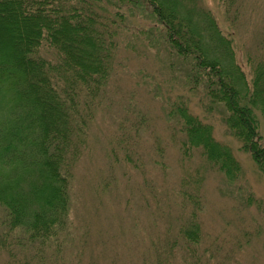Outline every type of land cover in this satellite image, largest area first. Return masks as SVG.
<instances>
[{
	"label": "rangeland",
	"instance_id": "1",
	"mask_svg": "<svg viewBox=\"0 0 264 264\" xmlns=\"http://www.w3.org/2000/svg\"><path fill=\"white\" fill-rule=\"evenodd\" d=\"M200 3L231 34L235 60L250 82L253 66L264 65V0ZM120 10L115 68L98 100L86 97L88 124L66 228L56 240L30 242L22 231H8L0 203V264H264V174L228 134L223 107L211 105L205 87L190 81L159 22L141 8ZM36 54L56 59L45 42ZM177 104L230 147L241 167L235 180L206 166L199 149L182 153ZM185 175L196 176L189 190L200 194L193 245L178 233L194 209L190 196H181Z\"/></svg>",
	"mask_w": 264,
	"mask_h": 264
},
{
	"label": "trees",
	"instance_id": "2",
	"mask_svg": "<svg viewBox=\"0 0 264 264\" xmlns=\"http://www.w3.org/2000/svg\"><path fill=\"white\" fill-rule=\"evenodd\" d=\"M129 5L163 27L190 81L205 87L211 105L223 107L228 134L264 174V65L253 66L248 82L231 34L222 33L200 0H0V203L8 231H22L30 242L56 240L66 228L88 124L86 97L98 100L115 68L120 9ZM42 42L54 49V61L36 54ZM172 107L182 153L199 149L206 166L235 180L241 167L230 147L187 106ZM195 181L181 180V196L188 194L194 208L178 232L187 245L199 241L200 194L189 190Z\"/></svg>",
	"mask_w": 264,
	"mask_h": 264
}]
</instances>
